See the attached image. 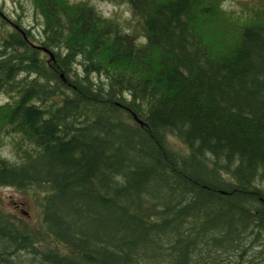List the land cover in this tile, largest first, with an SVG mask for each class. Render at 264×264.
Returning <instances> with one entry per match:
<instances>
[{"label":"trees","instance_id":"obj_1","mask_svg":"<svg viewBox=\"0 0 264 264\" xmlns=\"http://www.w3.org/2000/svg\"><path fill=\"white\" fill-rule=\"evenodd\" d=\"M123 1L32 0L39 43L0 7V185L40 207H0V264H264V0Z\"/></svg>","mask_w":264,"mask_h":264},{"label":"rangeland","instance_id":"obj_2","mask_svg":"<svg viewBox=\"0 0 264 264\" xmlns=\"http://www.w3.org/2000/svg\"><path fill=\"white\" fill-rule=\"evenodd\" d=\"M76 1V0H72ZM90 3H94L100 11L109 17L119 18L125 24L128 22V25H135L134 16L130 10L128 3L123 0H88ZM259 2H252L251 0H224L222 5L226 9L225 21H212V24L206 19V24L211 33H214L215 25L220 23H225L229 27L236 28L235 24H240L246 19L254 20L259 18L261 7L256 6ZM0 7L6 13L10 19H15L20 21L23 28H28L31 33L35 36L30 37L31 41L34 43H39L38 38V18L37 13L35 12L32 0H0ZM14 21V20H13ZM5 27H11L10 24H5ZM25 34V33H24ZM209 37V33H207ZM212 38V36H211ZM54 54V53H53ZM39 55L44 60L49 58L48 53L41 50ZM6 99L5 94L0 92V102ZM165 136L168 139L169 143L174 147L185 150V144L182 142L178 136L173 134L170 131L165 132ZM0 137V153L5 155H12L11 144L6 140H2ZM38 195L36 189H26L21 190L13 186L0 185V207L4 210H9L16 216V218H22L27 221L30 225H37L38 223V214H39V204L37 201ZM191 264H196L194 260H191Z\"/></svg>","mask_w":264,"mask_h":264},{"label":"water","instance_id":"obj_3","mask_svg":"<svg viewBox=\"0 0 264 264\" xmlns=\"http://www.w3.org/2000/svg\"><path fill=\"white\" fill-rule=\"evenodd\" d=\"M37 46H38L39 48L43 49L44 51L48 52L51 58H54V54H53L52 50H50L49 48H47V47L44 46V45H37ZM135 118H137L136 115H135ZM137 119H138V118H137ZM139 122L142 123L141 120H139Z\"/></svg>","mask_w":264,"mask_h":264}]
</instances>
